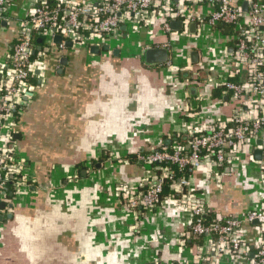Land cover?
I'll list each match as a JSON object with an SVG mask.
<instances>
[{"label": "crops", "instance_id": "0c3cea01", "mask_svg": "<svg viewBox=\"0 0 264 264\" xmlns=\"http://www.w3.org/2000/svg\"><path fill=\"white\" fill-rule=\"evenodd\" d=\"M36 1L15 0L0 22V63L16 41L23 7ZM218 28L193 22L186 33L171 26L167 34L158 23L151 42L144 31H123L121 39L95 46L97 53L59 49L60 43L39 51L43 79L36 81L13 137L35 184L22 197L10 190L0 207V264H192L191 241L179 245L189 231V214L165 200L161 211L138 218L121 205L115 187L133 186L145 176L139 155L168 146L173 136L187 139L185 111L202 126L233 114L237 103L221 93L220 83L232 65L227 60L234 56V41L220 50L216 42L222 44L231 31ZM148 42L166 50L164 63L146 62ZM245 80L243 68L234 82ZM257 150L258 142L245 149L238 172L223 176L222 189L205 178V169L196 172L194 186L217 213L236 218L249 205H260L258 166L251 164ZM244 227L252 243L254 224ZM247 262L222 256L219 263Z\"/></svg>", "mask_w": 264, "mask_h": 264}, {"label": "built area", "instance_id": "2783aa9c", "mask_svg": "<svg viewBox=\"0 0 264 264\" xmlns=\"http://www.w3.org/2000/svg\"><path fill=\"white\" fill-rule=\"evenodd\" d=\"M15 0H0V22L7 19ZM37 0L23 7L18 19V35L11 52L0 63V204L8 203L9 191L19 196L35 184L30 166L19 155L15 142L17 120L28 107V93H33L30 79L41 81L44 65L36 40L45 49L55 47L54 38L89 49L119 40L123 31L133 35L144 31L153 38V29L160 23L163 33L171 34V22L181 21L186 33L190 23L200 27L218 26L240 30L227 37L234 41L235 53L220 83L222 94H231L235 110L227 119L209 126L196 121L186 112V136L183 144L174 141L171 149L160 146L137 157L146 166L145 176L133 186L117 182L116 193L121 205L138 218L159 210L165 200L174 202L190 218L189 231L179 239L184 248L190 240L194 254L192 264H220L223 256L232 261L246 259L247 264H264V2L262 0ZM247 11L243 10V4ZM124 27V29H123ZM36 42V43H35ZM146 43L143 51L157 48ZM234 64V65H233ZM246 70V80L237 84L234 78ZM205 82V81H203ZM260 141L262 158L251 164L258 166L262 186L261 203L249 205L240 217L230 218L217 213L204 192L193 184V177L205 169V178L217 189L223 187V176L235 173L247 147ZM252 164V165H253ZM157 167H154V166ZM253 165V166H254ZM161 169L160 172L155 170ZM174 168L186 176H177ZM257 168V167H256ZM10 185V187H9ZM169 194L163 199L164 189ZM137 220V219H136ZM254 225L256 239L247 240L246 224ZM251 255L250 259L248 257Z\"/></svg>", "mask_w": 264, "mask_h": 264}, {"label": "water", "instance_id": "95a60500", "mask_svg": "<svg viewBox=\"0 0 264 264\" xmlns=\"http://www.w3.org/2000/svg\"><path fill=\"white\" fill-rule=\"evenodd\" d=\"M243 10L245 12L247 11V5L245 3L243 4ZM171 26H173L174 28H177V29L178 28H182V23L181 22H176V21L175 22H171ZM190 28L191 29H195V24H191ZM123 29H124V27H123ZM228 31H229V28H225V32H228ZM61 41H62V39L59 36H56L54 38V43L55 44L56 43H61ZM37 44H39L38 47H37V51L44 50L45 52H48V49H45V48L42 49L41 48V46H40L42 44V40L41 39H38L37 40ZM65 46L72 47V43L70 41H67V42H65ZM104 48H107V47H104ZM89 49H90V51L92 53H97L99 51V48L98 47H95V46L90 47ZM195 55H196V53H193L191 55L192 62L193 61L195 62V60H194L195 59ZM145 60H146V62L148 64L164 63L167 60L166 50H164V49H154V48L149 49V50H147L145 52ZM61 63H65V61H62ZM27 96L28 97H31L32 96V93H28ZM260 144H261V142L258 141V145H260ZM254 159L256 161H259L261 159V151L260 150H257L256 151L255 156H254ZM3 206H4L3 204H0V207L1 208ZM257 223H258L257 221H254L252 224L256 225Z\"/></svg>", "mask_w": 264, "mask_h": 264}, {"label": "trees", "instance_id": "16d2710c", "mask_svg": "<svg viewBox=\"0 0 264 264\" xmlns=\"http://www.w3.org/2000/svg\"><path fill=\"white\" fill-rule=\"evenodd\" d=\"M263 2H264V0H262ZM48 2H49V4L51 5V6H56V3H54V2H52V0H48ZM220 31H224V27H222L221 25L219 26V28H218ZM231 32H230V34L231 35H237L238 33H240V30H237V31H235V30H233V29H229ZM36 42H37V40H36ZM35 42V43H36ZM30 82H31V84L33 85V86H36V80L35 79H30ZM174 138V139H173ZM173 138L171 139V142H170V144L168 145V146H165L167 149H171V147H172V145H173V143H174V141L176 142V143H178V144H183L186 140H185V137L183 138L182 136H173ZM13 142H14V140H13ZM127 159L129 158V160L131 159L130 158V156L129 157H126ZM144 166V165H143ZM145 168H146V166H144ZM154 167H157L156 165L154 166ZM174 170H175V173L177 174V176H181V174H183V176H186L187 174L186 173H180V172H178V170H176V168H174ZM157 173L158 172H160L161 171V169L159 168V169H157V170H155ZM195 176V175H194ZM9 187H10V185H9ZM11 188V187H10ZM169 194V191H168V189H167V187L164 189V191H163V195L161 196V198L163 199L164 197H166L167 195ZM191 244H193L192 242H191Z\"/></svg>", "mask_w": 264, "mask_h": 264}, {"label": "rangeland", "instance_id": "374dc122", "mask_svg": "<svg viewBox=\"0 0 264 264\" xmlns=\"http://www.w3.org/2000/svg\"><path fill=\"white\" fill-rule=\"evenodd\" d=\"M218 34V33H217ZM220 37V38H219ZM215 40L216 39H220V40H224L223 39V36L222 35H215V38H214ZM214 42V41H213ZM223 42V41H222ZM216 45H218V46H220L219 47V49L221 50V48H223V46H224V44H221V42L220 41H217L216 42ZM215 45V46H216ZM76 50H78V49H83L82 48V46H76V48H75ZM218 52H219V50L218 49H216ZM221 55H219V57H220ZM223 71H224V63H219V65H218V70H217V72L219 73V74H222L223 73ZM239 162L238 163H236L235 165H234V167H235V169H234V171L235 172H238V169H239ZM204 195H205V197H206V199H207V195H206V193L204 192ZM20 196V195H19ZM23 195H21L20 197H22ZM178 208H180V207H178ZM253 208H256V206H254V204H253ZM181 209V208H180ZM159 211H161V209L159 210Z\"/></svg>", "mask_w": 264, "mask_h": 264}]
</instances>
